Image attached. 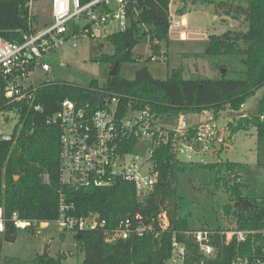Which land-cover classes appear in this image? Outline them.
Returning a JSON list of instances; mask_svg holds the SVG:
<instances>
[{"label": "trees", "instance_id": "trees-1", "mask_svg": "<svg viewBox=\"0 0 264 264\" xmlns=\"http://www.w3.org/2000/svg\"><path fill=\"white\" fill-rule=\"evenodd\" d=\"M31 0H0V36L9 42H20L30 32ZM171 1L184 7H210L216 13L239 19L244 18V32L227 30L222 35H209L202 54L195 58L209 60V65L219 72L212 79L199 75L185 79L181 68L172 70L169 77L158 80L147 68L134 73L131 80L122 73L124 65L134 63L133 48L141 42L148 43L153 60L161 55L160 44L167 41L170 24ZM134 3V4H133ZM129 9V21L125 29L95 41L90 47L92 62L115 67L116 75L109 77L108 88L101 89L96 81L87 86L54 81L37 91V103L41 113L21 111L9 140L0 139V207L9 219L16 212L23 220L53 222L58 217L60 193L65 201L75 206L76 215L96 212L112 226L117 220L133 218L139 214L149 223L159 212H165L169 227L158 238L151 235L133 237L115 244H106L98 232L74 234L84 252L81 264H166L172 257V238L185 245L183 264H229L237 254H260L264 238L248 236L242 243L232 239L226 244L224 229L206 230L208 244L214 256L207 258L199 245L185 236L190 232L185 218L180 216L184 198L176 190L177 176L186 171L176 159L170 144L154 150L153 172L156 174L154 190L143 203L135 197L129 183H118L109 188L74 190L59 185V130L46 124L65 99L89 103L97 107L105 97H116L121 107L131 104L136 109L148 107L156 117L177 118L183 114L210 110L214 119L223 110L239 114L240 107L257 91L254 115L241 118L231 125L230 134L254 128L258 147L264 148V0H136ZM34 22V16L30 19ZM104 44L110 47L105 53ZM220 59V61H218ZM112 81V83H111ZM10 105L0 97V112H8ZM192 133H190V136ZM237 165L220 163L207 166L209 171L223 169L233 172ZM47 178V182H45ZM230 198L243 203L241 183L226 182ZM246 210L225 203L222 210L226 217L235 219V230L259 231L264 228V198L250 199ZM231 230V231H233ZM17 229L7 223L0 233V252L3 242L15 241ZM230 231V230H229ZM36 264H59L58 259L42 256Z\"/></svg>", "mask_w": 264, "mask_h": 264}, {"label": "built area", "instance_id": "built-area-1", "mask_svg": "<svg viewBox=\"0 0 264 264\" xmlns=\"http://www.w3.org/2000/svg\"><path fill=\"white\" fill-rule=\"evenodd\" d=\"M135 1L51 0L50 21L42 27L34 26L30 10V32L22 41L9 42L0 36V97L10 105L8 112H0L4 122L13 120L21 127L22 110L26 114L41 113L43 109L37 103V91L56 81L52 80L50 57L62 48H75L82 39L101 41L106 37L105 27L112 23H119L122 30L125 29L129 9ZM169 24L180 28L184 26L183 18L175 19L170 11ZM239 117L247 118V115L243 113ZM173 119H176L175 124L167 126L164 119L156 117L148 107L136 109L127 104L123 108L116 97L103 98L96 108L89 103L63 100L57 111L45 121L59 130L60 187L99 189L129 183L137 201L143 203L156 184V174L152 170L156 148L167 144L170 138L176 159L185 155L187 161H191L193 155H210L224 145L225 134L229 132L228 125L219 128L212 114L204 115L202 120L191 125L186 124L182 115ZM10 137L0 133V139L9 140ZM59 195L58 217L53 222L23 220L16 212L7 219L0 207V233L4 232L8 222L23 230L45 228L54 223L58 232H98L106 244H115L147 235L158 238L169 227L165 212H159L149 223H144L136 214L133 218H121L111 226L96 212L76 215L75 206L65 201L62 192ZM223 234L226 244L232 239L242 243L248 236L256 234L264 238V228L259 231L230 230ZM185 236L199 245L205 257L214 256L206 230H191ZM184 254L185 245L173 237L170 261L183 264ZM229 264H264V248L260 254L255 249L252 254L239 253Z\"/></svg>", "mask_w": 264, "mask_h": 264}, {"label": "rangeland", "instance_id": "rangeland-1", "mask_svg": "<svg viewBox=\"0 0 264 264\" xmlns=\"http://www.w3.org/2000/svg\"><path fill=\"white\" fill-rule=\"evenodd\" d=\"M51 0H31L30 10L34 16V26L42 27L50 21ZM177 1H171L172 16L180 20L186 19L180 28L170 27L168 39L160 44L161 55L151 60L153 56L150 46L144 41L133 48V55L137 60L122 67L124 76L131 80L134 73L147 68L151 76L164 81L170 72L181 68L185 79L199 75L203 78H215L219 72L209 65V60L195 58L193 55L202 54L209 35H222L227 30L244 32L246 24L244 18L235 19L216 13L212 6L193 7L187 5L181 13H177ZM105 36L122 30L119 23H112L105 27ZM183 34V35H182ZM104 38L101 39V42ZM95 41L82 39L75 48L65 47L50 57L53 67L52 80L87 86L96 81L101 89L108 88L109 66L90 60V47ZM105 53H110V47L104 44ZM220 61V59H218ZM261 91L252 95L240 108L239 114L223 110L217 115L216 123L220 129L228 125L229 132L225 134L224 145L217 147L210 155H193L187 161L185 155L177 158L186 167L184 173L177 176L176 190L184 198L180 216L185 218L192 231L235 228V219L226 217L222 207L225 203L233 205L236 200L230 198L226 182L241 183V195L244 201L264 198V148L258 147L254 128L241 130L230 134L231 125L241 119L245 113L254 115L257 99ZM206 112V113H205ZM211 114L210 110L200 113L183 114L186 124L191 125ZM245 119V118H244ZM176 119L165 118V125L175 124ZM15 121L4 122L0 116V133L11 135ZM230 163L237 165L233 172L225 169L209 171L207 166ZM58 259L59 264H81L84 252L71 232H58L56 225L50 223L45 228L17 229L15 241L3 242L0 252V264H36L37 259ZM166 264H177L168 261Z\"/></svg>", "mask_w": 264, "mask_h": 264}, {"label": "water", "instance_id": "water-1", "mask_svg": "<svg viewBox=\"0 0 264 264\" xmlns=\"http://www.w3.org/2000/svg\"><path fill=\"white\" fill-rule=\"evenodd\" d=\"M178 7L179 8H182V7H184V5L183 4H179L178 5ZM116 75V70H115V67H113L111 70H110V72H109V77H114ZM111 83H112V81H111ZM252 204L249 202V201H244L243 203H241V204H239V203H235L234 204V206L235 207H238V206H241V207H243L245 210L249 207V206H251Z\"/></svg>", "mask_w": 264, "mask_h": 264}, {"label": "crops", "instance_id": "crops-1", "mask_svg": "<svg viewBox=\"0 0 264 264\" xmlns=\"http://www.w3.org/2000/svg\"><path fill=\"white\" fill-rule=\"evenodd\" d=\"M177 5H178V3L175 4V6H177ZM183 22H184V24L186 23V19L184 17H183Z\"/></svg>", "mask_w": 264, "mask_h": 264}]
</instances>
